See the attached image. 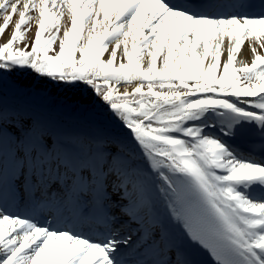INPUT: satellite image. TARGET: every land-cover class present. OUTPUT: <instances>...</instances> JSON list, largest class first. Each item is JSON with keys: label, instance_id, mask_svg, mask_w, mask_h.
I'll return each mask as SVG.
<instances>
[{"label": "snow or ice", "instance_id": "obj_1", "mask_svg": "<svg viewBox=\"0 0 264 264\" xmlns=\"http://www.w3.org/2000/svg\"><path fill=\"white\" fill-rule=\"evenodd\" d=\"M261 8L0 0V264H264ZM25 76L71 94L73 122L25 102Z\"/></svg>", "mask_w": 264, "mask_h": 264}, {"label": "bare ground", "instance_id": "obj_2", "mask_svg": "<svg viewBox=\"0 0 264 264\" xmlns=\"http://www.w3.org/2000/svg\"><path fill=\"white\" fill-rule=\"evenodd\" d=\"M37 15H38V13H36V12L32 13V16L34 17L33 20L31 21V26L34 28L33 33H32L33 36H35V32L37 30V23H36V19H35V17ZM17 20H18V16H14L12 24L6 30V32L8 33L9 36H10L11 30L14 27V24H15V22ZM61 22H62V24L60 25V32H59L61 34H58V36H57V40L58 41L56 40L58 45H59V40L62 39L63 31L65 30L66 27H70V15H69L67 7H65V9H64V15L61 18ZM0 23H2V17H0ZM90 26H91V21L88 22V24L86 25L85 28H89ZM98 28H99V30H97ZM97 29L95 30L97 32L102 30L100 28L99 23H97ZM87 35H88V31L86 33L83 32L81 34V41L83 43H85V44H86V40L84 39V37H86ZM7 38L8 37L5 36L4 39H7ZM4 39H2V40H4ZM130 41H131V38H129V49H130ZM113 47H115V43L114 42L112 44L108 45L109 51H106L104 53V55L102 56V59L110 58V49L113 48ZM221 47H222V57H221L222 61H226L227 47H228V39H227V37H225L224 43L222 44ZM150 50L151 49L146 50L145 53H144V58H143V61H142L144 66H147V63L150 60V56L148 55V52ZM162 55H163V53H162ZM252 58H253V54L250 51V47H249L248 43L245 42L242 45V48H241L239 54L237 55V62H250ZM121 62L127 63V58H126V56L123 53V44H121V46L119 48H117V57H116V60H115L114 63H115L116 66H118L119 63H121ZM157 63H158V67L162 66V61L160 60V58H158ZM34 80H35V82H34ZM36 80L37 79H31L29 77L22 78L21 87H23L26 91L32 93V95H30V96L25 98V102L29 103L30 101H32V98L34 96V92L36 90L34 88V85L36 84ZM122 86H128V85H122ZM64 97H66V94H64L63 90H57L56 89L54 97L47 102L48 108L51 107V108L56 109V107H59L61 105V102L63 101ZM12 99H13V94L10 91L6 95V102H10V101H12ZM42 107H44L46 110H48V108L46 106H42Z\"/></svg>", "mask_w": 264, "mask_h": 264}, {"label": "rangeland", "instance_id": "obj_3", "mask_svg": "<svg viewBox=\"0 0 264 264\" xmlns=\"http://www.w3.org/2000/svg\"><path fill=\"white\" fill-rule=\"evenodd\" d=\"M94 18L97 19V21L99 23V21L103 20V14H101L99 18H96V17H94ZM61 24H62V22L60 21V25ZM33 30H34V28L32 26H30V29L27 32V43L29 44V50H30L31 43L34 41V36L32 35ZM97 30H99V28ZM87 31H88V28H85L84 32L86 33ZM58 34H61V33H58ZM58 34H57V36H58ZM5 41H6V39L0 40V43H3ZM57 41L53 44V49L49 52L50 55L55 54L56 52L59 51V45L57 44ZM20 46H23L22 42L20 43ZM76 57H77V59L79 58L78 52L76 54ZM25 77H21L20 80H22V78H25ZM34 82H35V80H34ZM124 87H128L130 90L132 86L131 85L121 86V91H123ZM34 88L36 90L34 92L33 100H35L36 102H40L41 104H43V106H46L48 108L47 102L54 97L56 89H54L52 87H45L44 85L41 84V82L38 79L36 80V84L34 85ZM57 90H60V89H57ZM5 91L10 92L11 90L5 89ZM144 91H146V88L144 89ZM6 95H7V93H6ZM10 102H12V101H10ZM29 103L35 104V102H32V101ZM70 103H71V94H67L66 97H64L63 101L61 102V108L62 109L60 112L62 114H54L53 116L59 117L60 119L66 121L68 123H72L73 119H74V113H73V110L69 107ZM48 109L54 110V108H51V107Z\"/></svg>", "mask_w": 264, "mask_h": 264}]
</instances>
